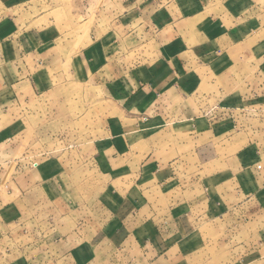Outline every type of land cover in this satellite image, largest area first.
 I'll return each mask as SVG.
<instances>
[{
	"label": "crops",
	"instance_id": "0c3cea01",
	"mask_svg": "<svg viewBox=\"0 0 264 264\" xmlns=\"http://www.w3.org/2000/svg\"><path fill=\"white\" fill-rule=\"evenodd\" d=\"M173 1L174 17L168 0H110L100 27L104 6L80 0L96 8L80 44L56 26L53 0H0V264H264V94L248 83L263 19L235 0L203 23ZM72 84L101 92L89 152L19 165L1 94L17 106L20 94L35 118Z\"/></svg>",
	"mask_w": 264,
	"mask_h": 264
},
{
	"label": "rangeland",
	"instance_id": "374dc122",
	"mask_svg": "<svg viewBox=\"0 0 264 264\" xmlns=\"http://www.w3.org/2000/svg\"><path fill=\"white\" fill-rule=\"evenodd\" d=\"M53 1L56 5V8L51 9V14L56 19V26L60 30H64L72 36L76 35V37H78L79 40H81L80 44H83V40H82L83 37H80V35L86 34L89 31H91V28L93 27V23H94L93 19L96 12L95 5L93 4L92 7L89 8V10H87V13H85L84 10H81L79 8L74 9V7L79 4L80 0H66V1L53 0ZM88 1L92 3L93 1L96 0H88ZM98 1L99 4L101 6H104L105 9L102 15L103 21H100L102 24L100 27H105L108 26L107 25V23L109 22L108 13L110 12L109 10L111 8L110 5L112 4L111 3L108 4L110 0H98ZM170 1L171 4L174 3L173 0H168L167 3H169ZM195 1L198 3L197 5H199L198 8L199 10H197L196 8L191 10V7L189 8L187 7V3H186L187 0L183 1V6H185L183 10L184 11L183 15L185 16L184 18L191 16V12L194 13L198 12L200 13L199 16L200 21L204 23L205 22L204 17L206 18L208 14L214 11L219 12L223 10L226 4L229 5L231 4V2H234L235 0H194V2ZM242 1L248 2V6H250L251 4L249 8L253 6L252 7L253 9L251 10L248 9L246 11L247 17L253 18L256 16H261L260 18L263 19V25L261 26L262 30L260 31L262 34L260 35V37H258V41H260L259 38L261 39L262 36L263 45L261 46L263 47V51H262L263 56L261 57L258 56V58H256L257 64L259 65V67L256 66L258 68L259 77L257 76V74L254 75L255 73L251 72L252 74L251 76H249L248 83L252 82L255 79H258L257 82L261 84V87H263V89L257 90L256 92L251 91L250 94L252 93L256 95L258 94V92L264 94V0H242ZM34 2L41 3L42 0H34ZM171 4L170 3L168 4L169 6L168 10L165 13L167 14V16L171 14V16L174 17L176 16V13L175 10L170 9ZM48 8L49 6L46 5L43 10H49ZM120 13H121L120 17L124 18L125 14L122 9H120ZM84 15H87V18L83 17ZM14 26L16 27L17 25ZM13 33H15V30ZM15 35L17 34L15 33ZM14 36L12 42L11 41L5 42L6 44L5 46H8L9 49L11 44L14 45V47L16 45L15 38H18V36H15V38ZM152 47H153L152 44H149L148 48H143L141 46L142 49H146L145 54L147 56H151L150 49H152ZM0 48L4 49V47H0ZM12 52L14 51L12 50ZM251 61H255V59H251ZM239 65H243V64L238 63L237 66ZM238 68L243 69L248 74L250 73V71L247 70L248 65L239 66ZM237 94L240 95V93ZM58 95H60L63 98L64 104L55 106L56 108L50 112L52 115L49 114V109L47 108L46 105H41L40 110L39 111L37 110L38 113L36 112L34 118L31 113L33 109L32 104L22 103L21 99L23 97H21L20 94H19V105H18L19 107L17 106V104H15V98L17 97V95L13 93L11 90H9L8 93L3 92L1 94L2 105H3V98L7 97L8 99V100L5 99V105L8 103L5 108L7 109V111H5L3 108L2 110H4L9 115V117L11 116L15 120V121L9 120V125H11V127L9 128L12 130V132L9 136V139L11 141L9 140L8 145L13 146V148H15L14 155L16 158L19 159L20 161L19 165H21L23 163L21 161L24 160L25 166L28 165L30 168L37 167L39 162H43L44 160H46L47 158L53 155L63 156V157L67 156L68 159L70 160L72 159V163L74 165L75 160L80 159V157L84 155V153L89 152L90 142L92 137L89 135L87 136L86 133H89L91 130H93V124L90 120L92 112H97L98 108H100V112L103 110L101 109L102 106L98 107L96 105L97 97L99 96V98H102L101 92L97 94V90L93 88L72 84L68 88L62 89ZM58 95L53 93L51 96L55 97ZM24 96L26 95L24 94ZM44 97L45 98L48 97V94H44ZM13 98L14 100H12V103H10L9 100ZM233 100L234 101L238 100V102L236 103V105L238 104V106L242 104V102H239L240 99L238 97ZM246 102L250 103V101H246ZM251 104L252 103L248 104V106H250L253 109L254 107H252ZM18 114H19V121L17 123L19 125V128L16 129L15 117ZM49 116L50 117L52 116V118L55 119L51 120ZM3 125L4 122H2V126ZM49 127H52L51 130L54 131L52 137L47 135V132L50 130ZM12 133L14 134L12 135ZM74 145L81 146L80 148L82 149L83 152L82 153L77 152V148L74 147ZM71 146L73 147L70 148ZM178 149L179 152H183V148L181 146L178 147ZM14 164L15 163H13L11 166H8L6 164L4 165L7 166L8 169H7V177L4 176V179L2 178L3 181L5 180L11 181L10 171L11 169H13ZM84 172L85 173H82V176L83 177L87 176L88 180H91L96 177L94 171L90 167H87V169ZM86 186L88 188L87 190L90 191L91 184H86V185L81 184L77 188H80L83 191V189H85ZM93 187L97 188L98 185L97 186L94 185ZM258 238L259 237H257V239ZM249 241L250 239L248 240V242ZM250 251H251L250 249L241 248L239 251H236L233 254L238 253V254H242L243 256L247 254V252L249 253ZM263 253H264V249H263ZM248 255L249 256L247 258H251L252 256L254 257L257 256L258 254L255 250L252 254L250 253Z\"/></svg>",
	"mask_w": 264,
	"mask_h": 264
}]
</instances>
